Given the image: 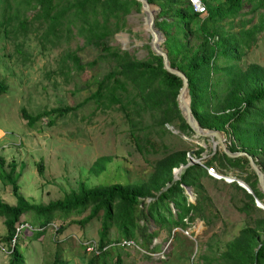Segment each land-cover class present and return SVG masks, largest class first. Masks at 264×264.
Segmentation results:
<instances>
[{"label": "trees", "instance_id": "16d2710c", "mask_svg": "<svg viewBox=\"0 0 264 264\" xmlns=\"http://www.w3.org/2000/svg\"><path fill=\"white\" fill-rule=\"evenodd\" d=\"M147 1L159 8L157 16L160 18L155 19L154 24L165 35L163 43L170 65L183 71L187 78L189 106L193 116L202 126L228 133L231 141L225 142L226 146L230 150H246L264 171V64L250 62L243 69L232 63L225 64L221 67L224 77L212 79V73L219 68L216 63L219 54L237 58L239 43L247 48L253 42L252 31L248 29L222 33L216 28L219 20L238 11L242 0H204L206 12L199 18L198 25L201 39L194 46L189 45V39L181 41L169 33L172 23L184 36L193 31L190 23L199 13L192 11L187 0ZM8 2L0 0V25L9 19L6 14ZM30 5L34 8L31 18L38 21L36 29L43 26L38 36L40 39L52 41L58 39L61 33L76 34L82 37L83 43L98 46L96 58L85 63L79 60L75 52L67 53L75 69L91 66L99 59L111 63L83 100H91L96 108H108L124 97L125 102L120 107L125 114L127 107L132 111L155 109L158 112L155 117L157 123H171L172 119H176L175 127L179 131L185 135L193 133L176 106L175 96L180 80L161 66L160 55L151 50L148 56L137 58L126 49L112 48L106 42L107 37L120 26L122 16L130 9L139 7L137 0H33ZM257 5L264 6L263 0H258ZM164 13L171 19L161 16ZM18 24L20 28H25L27 17L19 20ZM254 27L255 24H252ZM153 30L159 37L160 33L154 25ZM214 35H219L220 39L212 38ZM128 87L132 91L131 96L128 95ZM79 103L55 108L54 111L73 110ZM21 113L28 123L40 115L39 112L29 114L24 108ZM202 148L197 146V154ZM186 150L165 149L154 160L152 172L144 181L92 186L79 183L76 189H70L62 197L45 204L30 203L16 192L17 185L12 177L14 164L10 163L9 169L5 170L0 156V178L3 182L11 183L15 195L13 204L0 199V217L5 225L1 238L9 249L7 264L24 262L19 243L13 241L10 244L17 225L26 220L31 225L29 235L36 238L55 217L63 221L68 215L78 214L85 209L86 214L75 222L85 223L100 217L98 239L84 241V246L88 243L92 245L85 264H110L112 254H115V263L121 264L120 251L128 245L121 242L122 239L132 240L134 245L151 257V253L158 250L153 240L163 227L173 230L186 228L195 218L202 220L206 228H214V222L219 218L221 225L226 224L227 215L221 216L216 204L202 193L201 179L209 174L197 163L186 164ZM104 160V157L96 160L93 166L95 172L103 168ZM204 161L218 169H235L252 192H247L243 199H227L241 214V224L236 233L226 239L217 258L223 260L224 264H264V209L253 201L254 195L264 204V193L258 187L256 175L246 156H228L215 149ZM179 164L182 167L177 172V178H173L172 168ZM187 185H191L195 192L193 201L188 200L184 192ZM29 211L32 212L31 219L20 218ZM150 223L154 227L150 228ZM111 226L117 231L113 237L108 233ZM59 230L61 225L56 228V231Z\"/></svg>", "mask_w": 264, "mask_h": 264}, {"label": "rangeland", "instance_id": "374dc122", "mask_svg": "<svg viewBox=\"0 0 264 264\" xmlns=\"http://www.w3.org/2000/svg\"><path fill=\"white\" fill-rule=\"evenodd\" d=\"M257 1L242 0L236 13L217 22L216 28L222 33L252 31L253 42L247 48L239 43L237 58L219 54L216 58L219 68L212 73V79L224 77L221 67L225 64L232 63L239 69L250 62L264 64V6H258ZM32 2L9 0L6 9L9 19L0 25V81L3 87L0 90V156L5 170L9 169L10 163L14 164L12 177L17 185L16 192L24 199L45 204L76 189L79 183L92 186L144 181L152 172L154 160L168 148H192L197 155L196 149L200 145L205 158L213 150H220L215 138L183 134L175 127L176 119L171 123H157L155 109L132 111L127 107L125 114L120 107L125 102L124 97L108 108H96L91 100H83L111 63L99 59L91 66L75 69L67 53L75 52L85 63L96 58L98 46L83 43L82 37L76 34L61 33L52 41L40 39L43 26L36 29L38 21L31 18ZM151 8L155 21L160 18L157 16L159 8L155 3ZM205 12L191 21L193 31L187 36L182 35L174 23L170 24L169 33L181 41L189 39V45L194 46L201 39L199 18ZM161 16L171 19L167 13ZM23 17H27V24L22 29L18 22ZM120 23L107 37V44L126 49L137 58L148 56L151 33L140 5L124 14ZM252 24H255L254 28ZM157 28L159 44L165 49V35ZM215 37L212 38L220 39L219 35ZM128 89L131 96L132 91L130 87ZM78 102L73 110L54 111ZM22 108L29 114L39 112L40 115L28 123L22 116ZM222 136L224 142L231 141L228 133L223 132ZM99 157H104V166L95 172L93 166ZM0 199L9 204L15 202L11 183L3 182L1 178ZM223 204H226L223 214L227 215V224L231 225L228 228L221 227L218 221L214 222V228H206L198 220L182 229L163 227L153 240L158 250L151 253V257L129 243L120 251L121 264H224L217 255L224 248L226 239L236 233L241 214L225 202L220 207ZM86 212L87 209L70 214L63 221L55 217L36 238L29 235L28 227L21 228L14 241L19 243L23 264H85L90 246H84V241L97 240L100 225V217L85 223L75 222ZM31 215L29 211L20 218L31 219ZM59 225L61 230L56 231ZM149 227L154 225L150 223ZM4 233L5 225L0 217V264H7L9 256L1 238ZM108 233L113 237L117 231L111 226ZM114 258L115 254H112L110 264H116Z\"/></svg>", "mask_w": 264, "mask_h": 264}, {"label": "water", "instance_id": "95a60500", "mask_svg": "<svg viewBox=\"0 0 264 264\" xmlns=\"http://www.w3.org/2000/svg\"><path fill=\"white\" fill-rule=\"evenodd\" d=\"M140 4V7L143 11L146 12V15L148 16V19L150 20V23L154 25V9L150 7L152 3L148 2L147 0H137ZM155 27V26H154ZM156 31L159 32V29L155 27ZM160 38L157 36H154L153 34L150 35V42L149 45L151 47V50L159 54L161 57V66L168 72L176 75L180 80V86L178 88V92L175 96L176 106L182 115L184 121L187 123V125L191 128L193 133L200 135V136H210L212 138H215V143L218 144L220 150L224 152L228 156H238V155H244L246 156L248 160V164L250 168L253 170V172L256 175V180L259 189L264 193V171L260 169L258 164L255 162L254 157L250 153H248L246 150H230L226 143L223 141L222 132L220 130L205 127L198 123L196 118L193 116L190 106H189V95H188V87H187V78L183 71H181L176 66L170 65L166 53V49L162 48L159 44ZM187 164V163H186ZM173 178H177V174H175V170H172ZM235 181L242 185L248 192H251V189L245 183L242 179L236 178ZM185 192L190 194L189 187L185 186ZM191 196V195H190ZM253 201L254 203L264 209V204L253 195Z\"/></svg>", "mask_w": 264, "mask_h": 264}, {"label": "crops", "instance_id": "0c3cea01", "mask_svg": "<svg viewBox=\"0 0 264 264\" xmlns=\"http://www.w3.org/2000/svg\"><path fill=\"white\" fill-rule=\"evenodd\" d=\"M225 171H227L228 173L234 175L236 178H240L239 175L236 173V170L233 169V168L225 169ZM201 180H202L201 181V186H202V189H203L202 193L206 194L208 197H210L211 200L216 204L215 207L219 208V212L222 214L221 216H224L223 211H224V206L226 205V204H223L220 207V204L222 202H225V203L229 204V202L227 200L229 197L230 198L236 197L238 199H243V198H246V196H247V192L248 191L242 185L237 183L235 180H232V181H219V180H215V179L210 178L209 175L202 177ZM233 182H235V183H233ZM187 186L189 187L190 194L185 192V186H184V192L189 196V197H187V199L190 200V201H193L195 192L193 191V187L191 185H187ZM248 193H252V192H248ZM195 220H198L200 225L205 227L203 225V223H202V220H200L198 218H195L193 221H195ZM217 221L220 222V224H221L220 218ZM227 223L221 225V227L226 226L228 228L229 226H231V225H229Z\"/></svg>", "mask_w": 264, "mask_h": 264}, {"label": "built area", "instance_id": "2783aa9c", "mask_svg": "<svg viewBox=\"0 0 264 264\" xmlns=\"http://www.w3.org/2000/svg\"><path fill=\"white\" fill-rule=\"evenodd\" d=\"M187 1H188L189 6L191 7L192 11L199 13V14L205 12L206 9H205V5H204L203 0H187ZM185 158H186V163H197L198 165H200L201 167H203L205 169L207 174H209L210 176H212L216 179H223L225 181H232V180L236 179V177L234 175L228 173L227 171H225V169H223V168L218 169L214 164H206V162L204 161L205 155L202 154L201 152H199L197 155H195V152L193 151L192 148H188L185 151ZM180 167H182V164H179L177 167H173L172 170L174 169L176 174H177ZM23 227H26V228L28 227L29 229H31V225L25 221L20 223L19 225H17L15 227L14 235L10 240V244L13 243L18 231ZM121 242H124L125 244H128V245H129V243L134 244L133 241L130 239H127V240L122 239ZM89 246H90L89 248H92V245L89 244ZM8 252H9V249H8Z\"/></svg>", "mask_w": 264, "mask_h": 264}, {"label": "bare ground", "instance_id": "6f19581e", "mask_svg": "<svg viewBox=\"0 0 264 264\" xmlns=\"http://www.w3.org/2000/svg\"><path fill=\"white\" fill-rule=\"evenodd\" d=\"M144 12H145V11H144ZM145 18H146V20H147V23H148V26H149V29H150V33L153 34L154 36H157L156 33H155L154 30H153V25L150 23V20L148 19V16L146 15V12H145ZM171 129H172L173 131H176V130L173 129L172 127H171Z\"/></svg>", "mask_w": 264, "mask_h": 264}]
</instances>
